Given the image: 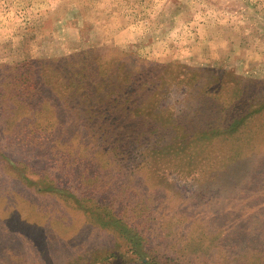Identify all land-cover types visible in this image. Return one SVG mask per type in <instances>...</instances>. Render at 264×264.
I'll return each mask as SVG.
<instances>
[{
    "label": "rangeland",
    "instance_id": "1",
    "mask_svg": "<svg viewBox=\"0 0 264 264\" xmlns=\"http://www.w3.org/2000/svg\"><path fill=\"white\" fill-rule=\"evenodd\" d=\"M0 264H264V0H0Z\"/></svg>",
    "mask_w": 264,
    "mask_h": 264
},
{
    "label": "trees",
    "instance_id": "2",
    "mask_svg": "<svg viewBox=\"0 0 264 264\" xmlns=\"http://www.w3.org/2000/svg\"><path fill=\"white\" fill-rule=\"evenodd\" d=\"M94 51H82L62 59L51 60L46 63V66L36 62L39 65L38 72L42 78L39 82L41 88L54 91L57 96L63 95L61 98H63L64 102L71 99L94 98L95 91L92 89L93 86H101L94 80L89 81L88 77L89 71L91 73L93 71L89 70V67L91 64L94 65V57H90ZM110 94L115 95L117 98L119 97V93L116 90H107L103 95L107 98Z\"/></svg>",
    "mask_w": 264,
    "mask_h": 264
}]
</instances>
